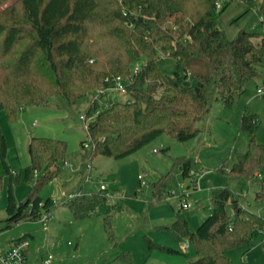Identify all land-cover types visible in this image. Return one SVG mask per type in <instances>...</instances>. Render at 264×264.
I'll return each mask as SVG.
<instances>
[{
    "label": "trees",
    "instance_id": "1",
    "mask_svg": "<svg viewBox=\"0 0 264 264\" xmlns=\"http://www.w3.org/2000/svg\"><path fill=\"white\" fill-rule=\"evenodd\" d=\"M216 1L0 0V110L12 120L19 107L45 105L54 96L73 103L105 88L107 77H125L138 64L126 86L128 99L111 101L87 123L88 138L80 142L81 149L89 148L90 156L121 158L162 133L180 141L196 136L211 93L229 107L248 80L261 78L264 67V34L240 30L227 39L217 18L229 0L218 10ZM257 1L264 26V0ZM163 56L176 62L169 75L157 65ZM96 107L90 102L85 111ZM257 123L255 113H242L239 126L248 134L247 149L235 154L227 173L258 178L255 199L264 200V145L255 141ZM5 152L0 133V162L6 173L4 228H9L51 212L52 199L38 192L61 174L67 146L54 138L29 139V164L22 173L26 180L36 179L26 202L15 201L12 187L18 177L9 169ZM175 163L189 175V159ZM166 178L162 175L152 184L153 196L160 198L158 189H164ZM102 202L105 197L96 192L77 196L68 206L82 217ZM104 224L109 225L106 220ZM167 228L176 242H189L195 256L187 264H231L227 251L235 246L248 249L262 235L264 219L222 187L212 190L211 212L194 230L181 218ZM146 244L182 253L150 239ZM122 258L138 264L128 253Z\"/></svg>",
    "mask_w": 264,
    "mask_h": 264
},
{
    "label": "rangeland",
    "instance_id": "2",
    "mask_svg": "<svg viewBox=\"0 0 264 264\" xmlns=\"http://www.w3.org/2000/svg\"><path fill=\"white\" fill-rule=\"evenodd\" d=\"M258 4L257 0H229L217 18L227 39L234 38L240 30L264 34ZM157 65L167 75L176 69L175 59L170 56L159 58ZM258 86L264 88V67L261 78L248 80L245 90L229 107L215 98V91L211 93L208 111L197 122L196 136L180 141L172 134L162 133L121 158L90 156L89 148L80 147V142L88 137L85 122L79 116L92 95H85L73 103L54 96L45 105L21 106L12 120L0 110L5 161L18 177L12 187L16 202L26 198L36 179L35 176L32 181L26 180L22 173L29 164L27 144L32 136L63 140L67 146L62 178L56 177L43 185L38 192L42 198L58 201L63 193L75 189L80 195L90 197L99 193L100 183L124 195L114 202L97 204L82 217H76L68 205L53 204L46 231L37 221L24 219L4 228L6 173L0 162V246L25 237L28 240L25 264H44L49 254L48 264H128L122 258L124 253L138 264H187L195 256L190 247L182 253L169 252L158 247L148 248L146 239L179 250L181 241H175L167 226L181 218L187 221L190 230H194L211 212L212 190L228 187L238 203L264 219V200L255 199L258 178L227 173L235 161V154L247 149L248 134L239 126L242 113L257 115L255 141L264 145V95L256 93ZM109 98L110 101H124L128 95L113 92ZM101 99L106 100L107 96ZM179 158L189 159L190 170L197 175L203 172L198 182L193 183L195 178L181 173L175 163ZM88 162L91 168L86 170ZM87 174L91 176L88 182L85 181ZM165 174V187L158 189L160 198L153 196L152 184ZM83 184L85 189L80 188ZM180 199H185L190 206L179 208ZM227 210L231 215L230 208ZM105 220L109 225L104 224ZM261 237L257 236L248 249L244 246L229 249L227 255L231 264H264V246L258 243Z\"/></svg>",
    "mask_w": 264,
    "mask_h": 264
},
{
    "label": "built area",
    "instance_id": "3",
    "mask_svg": "<svg viewBox=\"0 0 264 264\" xmlns=\"http://www.w3.org/2000/svg\"><path fill=\"white\" fill-rule=\"evenodd\" d=\"M223 0H217L216 1V9H220L222 5ZM260 18V17H259ZM139 69V65L136 64L131 73L128 74L125 77L120 76H110L105 79L107 82V86L105 88L96 89L95 95L91 98L90 102H94L97 104V107L92 109L89 113L84 112L80 114L79 118L85 122V126L87 123L93 119V117L103 108L107 107L111 101H110V94L113 92L118 93H126V86L132 81L133 74L136 73ZM256 93L258 95H264V88L262 86H258L256 89ZM102 96H107V99H101ZM90 102L87 104L86 107L90 104ZM86 109V108H85ZM85 147L88 146V143L86 142L84 144ZM153 152H157L156 149H153ZM86 170H89L91 168L90 163H86L85 165ZM189 175L193 178H195L193 183L197 182V178L199 175L195 173L194 171L190 170ZM91 180V176L87 174L85 176V181L88 182ZM98 191L105 197L106 202H114L117 199L123 198V194L112 191L109 189L104 183L98 184ZM80 191H73L69 193H63L61 198L56 201L55 199H52L53 204H63L68 205L70 201H72L77 196H80ZM190 206L189 202H186V200H181L178 204L179 208H188ZM50 219V212L42 211L41 215L37 219V221L40 223L41 228L46 231L48 228V222ZM262 237L258 241L260 245L264 246V229L262 230ZM189 242L184 239L179 243V249L181 251H185L187 248H189ZM28 248V240L25 237H20L17 239H14L11 244H9L6 247L0 246V264H25V251ZM51 259V255H47V257L43 260L44 264H48Z\"/></svg>",
    "mask_w": 264,
    "mask_h": 264
},
{
    "label": "crops",
    "instance_id": "4",
    "mask_svg": "<svg viewBox=\"0 0 264 264\" xmlns=\"http://www.w3.org/2000/svg\"><path fill=\"white\" fill-rule=\"evenodd\" d=\"M65 164H66V161H65ZM63 171V170H62ZM64 174V173H63ZM203 174V172L201 173V175ZM61 175V176H60ZM58 177H57V179L59 178V177H61L62 178V174H60ZM201 175H199V177L201 176ZM199 177L197 178V182H198V179H199ZM70 178V177H69ZM252 178H255V177H252ZM85 186V184H83L80 188L81 189H83V187ZM98 187V186H97ZM79 188V189H80ZM88 188V186H86V189ZM84 189H85V187H84ZM89 189V188H88ZM78 189H75V190H70V191H68L67 193H69V192H73V191H77ZM240 205H242L241 203H239ZM243 206V205H242ZM244 207H246V206H244ZM247 208V207H246ZM35 221H37V220H35ZM38 222V221H37ZM39 223V222H38ZM32 234H29V236H31ZM12 242V241H11ZM11 242H9L7 245H5L4 247H6V246H8L9 244H11ZM27 250H28V248L26 249V251H25V261H27V255H28V253H27Z\"/></svg>",
    "mask_w": 264,
    "mask_h": 264
},
{
    "label": "water",
    "instance_id": "5",
    "mask_svg": "<svg viewBox=\"0 0 264 264\" xmlns=\"http://www.w3.org/2000/svg\"><path fill=\"white\" fill-rule=\"evenodd\" d=\"M22 202H26V199H24ZM236 205V204H235Z\"/></svg>",
    "mask_w": 264,
    "mask_h": 264
}]
</instances>
